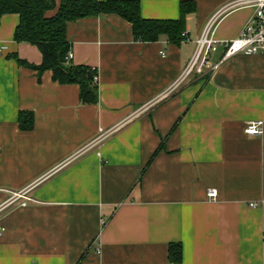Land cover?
<instances>
[{
	"label": "crops",
	"instance_id": "crops-1",
	"mask_svg": "<svg viewBox=\"0 0 264 264\" xmlns=\"http://www.w3.org/2000/svg\"><path fill=\"white\" fill-rule=\"evenodd\" d=\"M181 1L141 0L140 15L176 20ZM189 1L179 45L136 42L113 14L66 24L72 63L97 71L95 105L19 66L12 55L38 66L41 54L14 42L17 15L0 17V264H264V53L221 61L219 43L253 9ZM217 12V50L181 80ZM20 112L33 115L30 130ZM253 121L262 135L244 133Z\"/></svg>",
	"mask_w": 264,
	"mask_h": 264
},
{
	"label": "trees",
	"instance_id": "trees-1",
	"mask_svg": "<svg viewBox=\"0 0 264 264\" xmlns=\"http://www.w3.org/2000/svg\"><path fill=\"white\" fill-rule=\"evenodd\" d=\"M141 0H0V17L15 14L19 21L13 34L14 42L35 46L42 57L38 66L11 57L19 66L32 69L38 75L52 73V80L61 85H77L80 103H98L97 71L84 65H74L67 59L71 46L66 37V24L85 18L117 15L131 24L136 42L153 43L166 37L168 43L179 45L186 32V17L195 12V3L183 0L179 3V18L176 20L144 19L140 15ZM56 11L47 16L48 12ZM18 123L21 130L33 127V115L20 112ZM161 148V146H160ZM157 151L155 152V154ZM154 154V156H155ZM168 261H181V246L169 244Z\"/></svg>",
	"mask_w": 264,
	"mask_h": 264
},
{
	"label": "built area",
	"instance_id": "built-area-1",
	"mask_svg": "<svg viewBox=\"0 0 264 264\" xmlns=\"http://www.w3.org/2000/svg\"><path fill=\"white\" fill-rule=\"evenodd\" d=\"M242 7L252 8L253 15L236 38L219 42L223 49L221 61L238 54L250 55L264 53V0H234L229 3L225 9ZM220 15V12L215 13L206 22L201 34L195 41L194 54L184 70L181 80L191 73H201L203 67L208 64L211 54L217 50L218 42L213 38V30ZM183 36L184 40L188 41L186 33L183 34ZM67 59H72L71 52H68ZM216 68L217 65L214 66V69ZM262 132L263 123L260 121L249 122L244 128V133L249 136H260ZM109 133L110 131H102L94 142L96 144L99 143L102 139L106 138ZM207 197L214 200L217 197L216 190H208ZM17 199L24 200L20 203V206H25V201L30 200L22 194H15L13 200L16 201ZM3 231L4 229L0 228V237L3 235Z\"/></svg>",
	"mask_w": 264,
	"mask_h": 264
}]
</instances>
